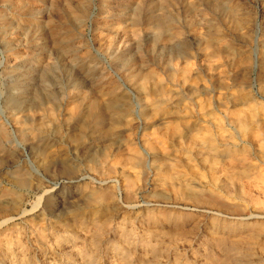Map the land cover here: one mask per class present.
<instances>
[{
  "label": "rangeland",
  "instance_id": "obj_1",
  "mask_svg": "<svg viewBox=\"0 0 264 264\" xmlns=\"http://www.w3.org/2000/svg\"><path fill=\"white\" fill-rule=\"evenodd\" d=\"M220 1L236 16L203 0H0V123L10 134L0 137V258L79 264L72 246L90 252L95 264H216L205 254L209 221L197 226L193 217L178 226L174 217L186 200L167 178L155 176L149 145L167 153L163 134L202 117L211 129L220 120L240 142L234 114L256 108L263 118L264 0ZM163 16L180 27L194 84L183 86L177 76L185 59L174 60L157 43L156 21ZM216 33L248 63L235 65L228 54H216L219 47L204 53V38ZM108 91L130 114L120 112L113 122L112 111H105L99 131L86 116L76 122L79 114L70 115L76 100L103 101ZM155 101L167 113H154ZM244 151L229 168L251 158L252 171L264 174V157ZM216 176L223 180L224 173ZM18 179L26 187H18ZM209 194L204 206L219 202L217 210L229 216L226 226L246 242L250 264H264V197L241 201L228 185L219 200Z\"/></svg>",
  "mask_w": 264,
  "mask_h": 264
},
{
  "label": "bare ground",
  "instance_id": "obj_2",
  "mask_svg": "<svg viewBox=\"0 0 264 264\" xmlns=\"http://www.w3.org/2000/svg\"><path fill=\"white\" fill-rule=\"evenodd\" d=\"M203 1H205L210 7H214L218 11L229 13L232 17L236 16L235 8L232 6L229 7L223 1ZM167 16L160 17L156 21L155 37L157 43L159 45H162V47L164 46L168 50V52H172L171 57L174 60L185 59V61L182 62H184L186 66L184 65L185 67L183 66L181 69H179V71L177 72V76L180 77L183 86L187 83L194 84V82L196 81L190 77V69L188 68L189 63L186 58V53L182 50V33L180 27L175 23L173 19H170ZM239 23L240 22L237 21L238 26L241 25ZM221 41L222 39L218 35V33L211 34L210 36L206 35L201 50L205 53L210 48L219 47V51L215 50L216 54H228V56L232 58V62L235 65L239 63H248V59H243L240 56H236L233 48L229 44L223 46ZM217 61H219V58L217 60H213V62ZM46 76L47 70L43 71L41 77L45 79ZM138 88L141 91L146 90V86L143 84H140ZM157 88L159 89L160 87ZM108 93V98L103 101H99L97 98L91 99L89 97H85V100L83 98H81L80 100H76V103H74L72 109H70V115L79 114V117H77L75 120L76 122H79L82 116H86L88 118V121L93 122L96 127H99V131L100 129H103V125H105V119H103V114L105 113V111H112L113 122L117 118L120 119V112L130 114L131 108L129 106H127L125 109H118V106L117 104H115V102L119 100V98L116 94H112L110 91H108ZM246 97L247 94L241 93L238 95V98L241 100L245 99ZM234 100H236L235 96ZM151 104H153L152 107L154 113H167L165 112L167 110L162 109V107L165 108V106H163L161 103L158 104L155 101ZM204 107L205 106L203 105L199 106L200 111H203L202 115L205 117L206 113H204ZM261 112L263 113L262 119L257 116L258 112L256 108L244 109L243 111L234 114L235 117L233 116V123L236 127L237 135L241 139L240 142L236 141L237 138L236 133H234L235 131L233 132L234 134H229V132H227L221 126L220 120H216L217 124L215 123V129H211L204 126L206 121L205 118L202 117V121L200 123L197 121H191L189 126L182 130L171 129L170 132L163 134L164 137L160 142V145H163L164 149L169 150L167 153H158L156 145H149L150 151L152 153V162L154 165L155 176L163 182L169 180L170 183L167 184L170 185V188L176 187L180 192L181 197L185 198L186 200H182L185 205L182 208H177L178 211H176V215L174 217L175 221L178 222V226L180 221L193 217L198 219V223L193 222L197 224V226H199V220H201L200 222L202 223H205L204 219L206 221H209L210 225H208V227H210V231L208 229V234L210 236H207L210 238L204 246L205 254L206 256H208V258H212V260L216 264H218L216 256L219 257V261L223 260L224 264H250L251 252L248 254V252L244 248H242V244H245L246 242L243 243V239L237 237L234 234L237 230L235 229V227L234 229H232L226 226L228 224L226 222H228L227 218L229 216L226 217L225 215H227V213H225L224 215L223 213L221 214L219 210H217L216 207H218L219 202H217V205L212 204L213 206H216L214 209L204 206V200L205 198H207L206 196H204V193H210L209 196L211 194V196L218 195L217 197H215L218 198L221 196L220 191L223 190V192H225V186L227 187L228 185L234 187V198L241 199V201L242 199L252 200V197H254L255 200H252V202L255 203L258 202L260 198L264 197V174L262 172L255 173L254 171H252L255 164L251 158L246 159V161L243 160V165L241 166H237L233 169L229 168L231 166V162H233L237 156L242 157V155L245 153L244 150L246 147L250 148L253 151V155L264 157V111ZM141 113L143 115L144 110H142ZM51 115L52 113H48V117H51ZM128 121L129 120H124L123 122L125 125H127ZM65 122L68 121L66 120L62 122V124H65ZM110 123H112V120L110 121ZM109 129L110 127L104 129V131H101V134H107ZM38 130L39 133L44 132L42 128H38ZM20 133L23 139L25 135L23 132ZM0 137H4L5 140L10 137V134L5 130L1 123ZM159 149L161 150V148ZM141 162V157H136V164H141ZM1 163L2 162L0 159V164ZM167 168H169L170 171L167 172ZM218 172H221L222 174L224 173L223 180L219 179L216 176ZM188 176L191 178V181L194 180L199 182L202 180V183L199 182L196 185L195 182L190 183L188 181ZM16 184L18 185V187H26V181L22 179H18L16 181ZM228 194L230 195V193ZM231 195H233V193ZM159 196L163 199L167 198L166 196L164 197V194L161 193L160 195L158 193V197ZM98 198L102 199L100 196ZM219 199L221 198H218V200ZM5 203L7 202L2 203V205H5ZM169 206H171V204H169ZM0 207V209L4 208V206ZM123 208L125 207L123 206ZM123 208L121 207V209ZM166 217H168V215H166ZM242 226L245 227L246 225ZM57 228L61 233H64V231H66V228L62 226H58ZM248 240H250V238ZM3 247H5L4 244L2 248ZM70 249L71 252L80 259L79 264H95L94 259L92 258L91 254H89L90 252L88 253L86 250L80 247L75 248L71 246ZM7 260L8 259L3 257L0 258V264L7 263ZM73 263L75 262H72L70 264Z\"/></svg>",
  "mask_w": 264,
  "mask_h": 264
}]
</instances>
